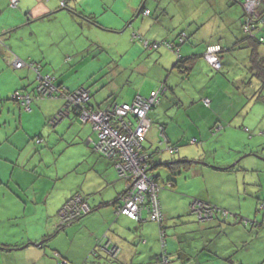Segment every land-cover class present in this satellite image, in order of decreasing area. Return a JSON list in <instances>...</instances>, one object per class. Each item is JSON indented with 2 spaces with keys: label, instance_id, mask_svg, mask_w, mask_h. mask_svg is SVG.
I'll return each mask as SVG.
<instances>
[{
  "label": "crops",
  "instance_id": "crops-1",
  "mask_svg": "<svg viewBox=\"0 0 264 264\" xmlns=\"http://www.w3.org/2000/svg\"><path fill=\"white\" fill-rule=\"evenodd\" d=\"M105 1L107 2V0ZM118 1L111 0L107 2V5L114 9ZM11 2L12 0H0V106L6 105L4 100L19 90L33 98L27 109L29 112L32 108L44 112L46 106L37 102L35 97L38 74L36 70L30 68L31 63L35 64L42 75H51L56 78L57 84L67 86L68 91L76 90L81 84L69 87L64 83V79H59L52 74L51 69L47 66L48 61L45 59L43 51L40 50V56H36L30 48L29 34L21 30L29 29L32 36L34 33L32 26H29L30 23L33 20L40 21L47 17L51 18L59 13L62 11L60 6L63 1L59 6L52 7V0H17L18 5L16 4V6L18 7L15 10L10 9ZM121 2L125 8L122 11H115L116 18L121 22H127L129 18H132L129 23L131 27L141 16V24H133L132 29L133 32H137L145 39L148 38L150 41L168 40L178 44L177 37L181 30H185L189 34V40L178 46L181 56H198L190 78L187 77L189 81L197 73L210 79L206 70L208 63L205 59L202 60L207 46L220 45L223 48L221 55L224 52L248 48L245 43L238 48L235 47L239 41L243 42L246 37L243 31L245 21L243 0H121ZM136 6H143L142 12H137ZM198 6L202 8L200 14ZM147 10L150 12L149 15L144 13ZM73 11L74 15L81 13L83 16L93 17L95 25H103L97 19V12L87 13L85 10L78 11L77 9H73ZM90 24L93 25V23ZM137 41L139 40H133V42ZM147 51L156 52L155 50ZM175 55L177 54L166 49L158 56L154 55L158 57L155 62L159 65V69L155 70L156 78L150 86L149 93L160 83L167 82L166 74H169L170 70H176L174 67L178 57ZM15 59L24 63L21 69L14 67ZM212 80L217 81L218 78L213 77ZM168 90L169 87H167L165 96ZM174 90L172 89L173 92ZM222 92L208 89L204 98L200 92L201 96L199 97H202V100L209 97L211 105L206 107L203 101L202 104L196 105V108L200 109L202 113L198 112L194 119L188 116L189 120L193 121L186 125L182 137L176 136V134L171 135L166 129H161L162 133L160 132V134L165 138L163 143L177 147L176 153L169 152L168 155L165 151H161L162 143L157 145L152 138L149 140L148 148L146 141L143 144V153L152 157L149 172L157 176L162 187L160 201L165 216L162 225L148 221L145 211L142 213L144 220L141 222L116 214L126 188V181L120 178L115 167V159L106 158L96 152L94 143L97 141V134L91 122L81 120L76 111L68 110L66 116L54 123L57 115L65 109L64 101L55 99L58 102L53 111H45L46 115H43L45 118H51L50 124L53 125V129L56 128L55 131L61 140L66 141L63 147L66 149L73 146L78 147V158L74 160L70 168L54 173V176L51 172L42 173L52 183L51 186H49L50 182L46 183L47 188L44 191L43 201L46 204L52 201L54 207L49 213L50 216L48 215V218L51 219L48 221L47 230L40 235H34L28 223L21 222L22 220L18 221V219L27 217L28 208L31 209L30 214L32 215L33 207L29 200L26 201L22 191L16 187V184L21 187L20 181L16 179H13V183L11 181V173L14 168H9L7 172L3 173L1 170L3 167H0V186L6 188V194L9 192L19 200L21 208L23 203L25 204L22 215L16 212L9 214L8 221L12 231L6 236H0V264H59L62 260L70 264H165L164 256L167 258L168 264H264V248H255V240L252 239L257 236V228L252 227L250 221L264 218V210L261 214L258 211L260 201L264 200L263 196H260L261 199L254 198L252 193L245 195L246 191H244L245 198H242L238 186L236 197L240 203V210L236 211L235 207L234 209L227 208L232 212L229 213L227 209H223V203L207 191L200 189L198 193H193L183 190L184 186L190 187L191 185L190 180L183 173L193 171V176L190 178L197 176L216 179L221 175L226 177L227 174L236 172L237 163L232 166V162H236L238 155L232 157V154H227V156L218 159L217 155L213 153L207 154L206 150L211 152L210 146L207 144L202 145L201 148L198 147V149L183 148L186 144H199L201 139L209 140L210 134L211 136L216 134L214 130L209 133L214 127L222 126L225 120L230 121L234 118L232 113L224 112V109L232 105L236 106L237 96L230 89H225ZM149 93L147 91L144 96H148ZM173 94L176 95V93ZM176 97L181 99L178 95ZM134 99L126 103H131ZM182 100L184 102V99ZM194 100L195 97L190 98L188 102L194 103ZM222 101L223 106H221ZM91 104L94 107L102 108L112 103L105 102L103 105L96 103L95 105L91 99ZM161 104H164L163 99H161ZM37 111L36 113H38ZM155 114L154 110L149 113L152 125L153 121L158 120L155 118ZM19 117L22 118V115ZM194 125H196V129ZM203 125L206 126V130H203ZM151 129L147 134V139L151 134ZM193 140H196V143H192ZM44 141L45 138L41 134L38 143ZM29 142H31L30 135H27L23 142L22 139L14 136L5 139H2L1 136L0 164L21 161L20 148H25ZM38 150L40 151V149H36V151ZM176 154L178 155L175 156ZM185 159L197 161V163L188 169H180L175 174L162 165L166 162L172 163ZM27 162L25 161V164L22 165L25 169L29 166ZM81 167L84 169L81 170ZM159 167H163L165 181L161 178V174L155 173ZM64 178H66V182L62 185L64 189L57 191V182ZM169 183L173 184L171 189L168 186ZM31 191L35 190L32 188ZM76 194L88 199L91 212L60 229L59 225H55L56 222L51 216L58 215L59 219L61 207ZM223 195L230 200H235L232 194L229 196L223 193ZM247 198L249 202H245ZM195 200L210 204L221 211L216 213L214 219L202 221L199 218V209H193ZM166 201L170 202L169 205L168 203L165 205ZM38 202V198L34 197L33 203L36 205ZM187 202L189 205L183 207L184 204L187 205ZM243 208H246V211H243ZM231 214H233V218H230ZM240 216L248 220L247 223H250V227L245 226L244 219ZM0 220H2L1 215ZM262 222L264 224V219ZM18 227H21L25 232L18 231ZM242 227L245 232H240ZM162 229L165 230L163 238L161 237ZM21 232L23 234H20ZM56 236L63 239L60 241L65 240V242H51V238ZM38 244L41 246H36ZM113 248L118 250L116 255L112 252ZM56 253L59 255L58 258L55 257Z\"/></svg>",
  "mask_w": 264,
  "mask_h": 264
},
{
  "label": "rangeland",
  "instance_id": "rangeland-1",
  "mask_svg": "<svg viewBox=\"0 0 264 264\" xmlns=\"http://www.w3.org/2000/svg\"><path fill=\"white\" fill-rule=\"evenodd\" d=\"M62 1L70 7L69 10L73 8L78 11L85 10L87 13L97 12L98 21L107 27L91 25L79 13L74 15V11L70 12L66 9L51 18L47 17L40 21L33 20L29 25L32 26L34 33L32 36L29 29H22L21 31L29 34L30 48L34 54L39 57L40 50L43 51L44 57L48 61L47 66L51 69L52 74L59 79H64V83L69 87H76L81 84L77 90L84 87L88 88L92 94V103L95 105L96 103L103 105L105 102L126 103L134 99L136 95L144 96L147 91L149 93L150 86L156 78L155 70L159 69V65L155 62L158 57L154 55L158 56L164 49L150 52L144 48L140 41L133 42L132 34L135 32H133L132 25H140L141 16L130 27L129 23L132 18H129L127 22H121L115 16V11H122L125 8L121 0L117 2L114 9L107 5V2L111 0H107V2L105 0H52L51 5L52 7L59 6ZM14 3L17 4V0H12L11 10L18 7H15ZM140 7H137V12ZM198 12L199 14L202 12V8L199 6ZM259 52L264 56V43L260 45ZM251 54L250 47L224 52L222 54L223 60L221 59L224 63L221 71H218L221 67L215 69L209 62L210 66L206 65L210 79L197 73L189 81L177 70H170V73L166 74V86L169 87V90L166 96H162L164 104L154 110V114L156 113L154 116L158 120L153 121L151 134L146 139L147 148L149 147V140L152 138L157 145L162 143L161 151H165L169 155L168 145L163 143L165 138L160 134L161 128L166 129L171 135L176 134V136L182 137L186 125L193 121L189 120L188 116L194 119L198 112L202 113L200 109L196 108V105L202 104V97H205L208 89L218 92L225 89L233 90V94L237 96L236 106L232 105L225 108L224 112L232 113L234 118L230 121L225 120L222 124L223 129L213 136L210 134L209 140L201 139L202 142L200 141L199 144H186L183 148L198 149V147L201 148L202 145L207 144L211 150L210 153L206 150L207 154L211 155L213 153L217 155L218 159L227 156V154H232V157L238 155L236 162H232V166L237 163L236 172L229 173L226 177L221 175L216 179L197 176L190 178V176H193V171L183 173L191 183L190 187L184 186L183 190L198 193L200 189H203L215 199L221 201L224 206L223 209H234L235 207L236 211L240 210V203L236 197L238 186L242 198H245L244 191H246L245 195L252 193L251 195L254 198L261 199L260 196L264 197V100H258L262 85L261 81L250 70ZM175 56L177 57V55ZM151 73L155 76L150 75ZM213 77L218 78V80H212ZM223 77L226 79L223 80ZM159 86L155 89H158ZM64 87L67 88V86ZM172 89H175L174 92ZM200 92L202 97H199L201 96ZM13 93L4 100L6 105L0 106V123H2L0 124V137L2 136V139H5L14 136L20 140L22 139L23 142L26 140V136L30 135L31 142L25 148H20L21 161L0 164V167H3L1 169L3 173L7 172L9 168H14L11 173V181L12 183L13 179L20 181L21 187L17 184L16 187L22 191L27 199L26 201L29 200L32 204V215L30 214L31 209L28 208L27 219H18V221L22 220L21 222L28 223L32 233L40 235L47 230L48 221L51 219L48 218V215L50 216L49 213L52 212L54 207L52 201L47 204L43 201L44 191L47 188L46 183L50 182L49 186L52 183L42 173L51 172L54 176V173L70 168L74 160L78 158V147L73 146L67 149L63 147L66 141L61 140L55 131L56 128L53 129V125L50 124L51 118H45L44 116L46 115L45 111H53L58 100L38 99L37 102H41L42 105L46 106L44 112L39 109L37 111L35 108H32L29 112L27 108L20 107L17 102L11 99ZM173 93H176L181 99L179 100ZM261 93L264 95V88ZM193 97H195V102L189 103V99ZM182 99H184V102H182ZM223 104L222 101L221 106ZM15 113L16 115H14ZM20 115H22V118L19 117ZM194 128H197L196 125H194ZM205 128L206 126L203 130H206ZM213 130L215 128L209 133H212ZM41 134L45 141L38 143ZM194 135L196 136V134ZM36 149H40V151H36ZM25 161H28L27 165L29 166L27 169L22 166ZM210 161L212 162V160ZM81 168V170L84 169ZM155 173L161 174V178H164L163 167L157 168ZM163 181L165 180L163 179ZM65 182L66 178L57 182V191L64 189L62 185ZM32 188L36 192H32ZM6 192V188L0 186V215L2 219L0 220V236H6L12 231L8 221L9 214L16 212L22 215L25 205L23 203L21 208L19 200L13 194L9 192V194H6ZM223 193L229 196L230 194L234 195L235 200H230ZM34 197H37L39 201L36 205L33 203ZM245 202H249V199L247 198ZM167 203L169 205L170 202L166 201L165 205ZM262 203H264V200L259 204L260 214L263 213L260 208ZM188 205L189 202H187V205L184 204L183 207ZM243 211H246V208H243ZM204 212L206 216L204 215L201 218L202 221L207 220V217H209L207 211ZM228 212L232 213L231 210H228ZM51 217L55 220V225H59L58 215ZM230 218H233V214ZM163 223L164 220L158 225ZM243 227L240 232H245ZM19 230L23 229L18 227ZM233 231H236V229H233ZM257 231L258 229L256 233ZM161 232L165 237V230L162 229ZM20 234H23V232ZM255 238H257L254 243L255 248H264V230ZM60 240L63 239L57 236L51 238V242ZM61 242H65V240L59 243Z\"/></svg>",
  "mask_w": 264,
  "mask_h": 264
},
{
  "label": "built area",
  "instance_id": "built-area-1",
  "mask_svg": "<svg viewBox=\"0 0 264 264\" xmlns=\"http://www.w3.org/2000/svg\"><path fill=\"white\" fill-rule=\"evenodd\" d=\"M13 5L16 6V3ZM259 5L260 0L245 1L246 19L244 29L250 38H255L257 33L264 30V17L260 19V23L256 22L259 17L257 13ZM149 14L150 12L147 10L145 15ZM258 26L262 27L261 30L258 29ZM133 38L138 39L136 35ZM140 42L144 48L149 50H156L160 47V44L156 41L150 42L141 39ZM166 47L171 48L167 45ZM221 51V46L213 45L207 49L204 55L205 59L215 69H220L221 67L218 56ZM23 66L24 63L22 61H14L15 68L20 69ZM37 80L38 85L35 89L37 99H56L61 96L65 102V109L57 115L54 123L66 116L69 108L78 110L82 119L84 121H91L98 133V140L94 143L96 151H99L108 158L115 159L117 172L120 178L126 181L125 192L121 197V204L117 208L116 214L141 222L144 220L142 213L145 211L147 213V220L161 223L164 220L159 197L161 185L157 182L154 175L149 172V157L142 150L143 143L151 129L149 112L158 105L161 98L160 95L165 90L153 91L148 98L137 96L130 104H112L105 110L93 111L89 105L91 100L89 90L81 88L73 93L66 92L63 88L56 86L54 77L42 75L40 72L38 73ZM11 99L27 109L33 101L31 95L21 91H16ZM204 103L206 106H209L211 100L205 98ZM128 117H131L130 122L126 121ZM118 123L121 128H119ZM167 149L171 153L176 151L172 146H168ZM198 209L200 219L204 215L206 216L205 210L207 211V216H212V210L207 205L201 203ZM90 211V206L85 197L74 195L59 211V227L77 221ZM161 234L163 238L164 235L162 232ZM117 251L116 248L112 250L114 255L117 254ZM55 257H59L58 253L55 254ZM164 263H169L165 256ZM59 264L70 263L62 260Z\"/></svg>",
  "mask_w": 264,
  "mask_h": 264
},
{
  "label": "trees",
  "instance_id": "trees-1",
  "mask_svg": "<svg viewBox=\"0 0 264 264\" xmlns=\"http://www.w3.org/2000/svg\"><path fill=\"white\" fill-rule=\"evenodd\" d=\"M233 1H235V0H233ZM69 10V8H68V6H67V4H66V2H62L61 3V6H60V10ZM258 14H259V17L257 18V23H260V19L262 18V17H264V0H261V4L259 5V7H258ZM70 12L71 11H73V10H69ZM146 12V11H145ZM144 12V13H145ZM80 15H82L81 13H79ZM246 15V14H245ZM83 16V15H82ZM83 17H85V19H87L88 21H89V23H93V24H95V20L93 21V17L91 18V17H87V16H83ZM92 19V20H91ZM189 25V24H188ZM243 31H244V34L246 35V37H245V39H243V42L241 41H239L236 45H235V47L236 48H238L241 44H246V46L247 47H250L251 48V57H250V70H251V72H252V74H254V76H256L258 79H259V81H261V85H262V88L260 89V91H259V94H258V100H261V101H263L264 100V95L261 93V90L264 88V56L259 52V49H260V45L261 44H263L264 43V30H261L259 33H257V35H256V37L255 38H250L248 35H247V33L245 32V29H244V27H243ZM134 35H136L137 37H138V39L137 40H141V39H145V38H143L141 35H139L138 33H133L132 34V39L133 40H136V39H134L133 38V36ZM188 36H189V34L185 31V30H181L179 33H178V37H177V41L179 42L178 44H176L175 42H171V41H168V40H159V41H156V42H158L159 44H160V47L158 48V49H156L155 51H157V50H160V49H167V50H169V51H171V52H174V53H176L177 54V57H178V59H177V62H176V64H175V69L176 70H178V72H180V74L181 75H183L184 77H189L190 76V73L192 72V70H193V67H194V64L196 63V60H197V58H198V56H196V55H193V56H191V57H183V56H181L180 55V51H179V48H178V46L180 45V44H183V43H185L186 41H188L189 39H188ZM145 40H148V39H145ZM148 41H150V40H148ZM150 42H153V41H150ZM166 45L168 46V47H171V48H167L166 47ZM213 45H215V44H213ZM213 45H209V46H207V49L210 47V46H213ZM162 47H165V48H162ZM235 48V49H236ZM146 49V48H145ZM206 49V50H207ZM223 49V48H222ZM146 50H149V49H146ZM206 53V52H205ZM221 53L222 52H220V54H219V59H220V62H221V69L220 70H218V71H221L222 70V66H223V63H222V58H223V55H221ZM204 55L205 54H203V58L205 59V57H204ZM222 57V58H221ZM16 60V59H15ZM206 60V59H205ZM207 61V60H206ZM207 63H208V61H207ZM30 68L31 69H34V70H36L37 71V74L40 72L39 71V69L35 66V64L34 63H31V65H30ZM17 69V68H16ZM21 69V68H20ZM41 73V72H40ZM38 76V75H37ZM51 76V75H50ZM53 77V76H52ZM55 78V77H54ZM55 84H56V86H58L59 88H63L64 90H66V92H69V93H73V92H76L77 91V89L76 90H74V91H68L67 90V88H65L63 85H59V84H57V82H56V78H55ZM37 85H38V82H37ZM160 86H159V88L158 89H154L153 91H158V90H165L164 91V93L163 94H161L160 95V101H159V103H158V105H156L155 106V108L153 109V110H155L159 105H160V103H161V99H162V96H164L165 95V92H166V90H167V86H166V83L165 82H163V83H160L159 84ZM84 89H87V90H89L88 88H85L84 87ZM17 91H19V90H17ZM153 91H151L150 93H149V95L148 96H141V97H145V98H148L150 95H151V93L153 92ZM16 92V91H15ZM14 92V93H15ZM22 92V91H21ZM13 93V94H14ZM90 95H91V93H90ZM138 96H140V95H138ZM36 97V96H35ZM137 97V96H136ZM135 97V98H136ZM37 98V97H36ZM207 98H209V97H207ZM38 99H43V98H38ZM37 99V100H38ZM56 99H61V100H63L62 98H61V96L60 97H57ZM91 99H92V96H91ZM55 100V99H54ZM135 100V99H134ZM133 100V101H134ZM64 101V100H63ZM16 102V101H15ZM18 103V102H17ZM132 103V102H131ZM203 103H204V100H203ZM19 104V103H18ZM64 104H65V102H64ZM112 104H118V103H112ZM112 104H110V105H112ZM120 104H123V103H120ZM127 104H130V103H127ZM20 105V104H19ZM89 105H90V109L91 110H93V111H98V110H105V109H107V107L109 106H105V107H94L92 104H91V100H90V103H89ZM204 105H205V103H204ZM210 105H211V103H210ZM210 105L209 106H206V107H210ZM21 106V105H20ZM70 109H72V110H74V111H76L78 114H79V112H78V110H76V109H74V108H69L68 110H70ZM67 110V111H68ZM152 110V111H153ZM151 112V111H150ZM149 112V113H150ZM79 116H80V118H81V120H83L82 119V117H81V115L79 114ZM149 118H150V116H149ZM130 120H131V117H128L127 118V122H130ZM150 120H151V118H150ZM89 122H91V121H89ZM132 122V121H131ZM91 124H92V126H93V129H94V131L96 132V134H97V140H98V133H97V131L95 130V128H94V124L91 122ZM118 125H119V128H121L120 127V124L118 123ZM151 126H152V120H151ZM215 128V130L214 131H216V132H218V131H220L221 129H222V126H220V125H218V126H216V127H214ZM162 129V128H161ZM161 133H162V131H161ZM147 139V138H146ZM146 141V140H145ZM144 141V142H145ZM97 142V141H96ZM95 142V143H96ZM192 143H196V140H193L192 141ZM144 144V143H143ZM168 146H171V145H169V144H167ZM167 146V147H168ZM173 148H175L176 149V151L175 152H173V153H176L177 151H178V148L177 147H175V146H172ZM95 148V147H94ZM143 151V150H142ZM96 152H98V153H100L99 151H96ZM171 153V152H170ZM172 153V154H173ZM101 155H103L102 153H100ZM104 156V155H103ZM104 157H106V156H104ZM148 157H149V160H148V166H149V164H151V159H152V157L151 156H149L148 155ZM106 158H108V157H106ZM110 159V158H109ZM195 163H197V161H193V160H188V159H185V160H177V161H173L172 163L171 162H166L165 164H162V165H164L165 167H167L173 174H175V172H177V171H179L180 169H188L191 165H193V164H195ZM215 168V167H214ZM154 177H155V179L157 180V182H158V179H157V176H155L154 175ZM159 183V182H158ZM160 184V183H159ZM170 184V188L173 186V184L172 183H169ZM169 186V185H168ZM161 190H162V187H161ZM161 190H160V193H161ZM125 192V191H124ZM124 192H123V194H124ZM160 193H159V197H160ZM122 194V195H123ZM76 195H80V194H76ZM84 197V196H83ZM72 198V197H71ZM70 198V199H71ZM85 199L87 200V202H88V199L85 197ZM68 201V200H67ZM66 201V202H67ZM196 202H194V204H193V209L194 208H198L199 207V203H202L203 205H207L208 207H210L211 208V210H212V216H210V217H208L207 219H214V217H215V215H216V213H218V211H221L219 208H216V207H213L212 205H210V204H207V203H204V202H201L200 200H195ZM262 201V200H261ZM260 201V202H261ZM161 202V201H160ZM63 207V206H62ZM61 207V208H62ZM261 210H264V203H262L261 204ZM91 209V208H90ZM223 211V210H222ZM258 211H259V213H260V209L258 208ZM91 212V211H90ZM89 212V213H90ZM88 213V214H89ZM223 213L224 214H226V212H224L223 211ZM85 216V215H84ZM83 216V217H84ZM225 216H228V215H225ZM241 217V216H240ZM82 218V217H81ZM80 218V219H81ZM165 218V217H164ZM241 218H243V217H241ZM245 218V217H244ZM243 218V219H244ZM80 219H78V220H80ZM263 217H261L258 221L256 220H250L251 222H252V227H254V228H257L258 229V231H257V235H260V232L262 231V230H264V224H263ZM77 220V221H78ZM149 221V220H148ZM247 221L248 220H246V219H244L243 220V222H245L244 224H245V226H248V227H250V223L248 224L247 223ZM76 222V221H75ZM151 222H154V221H151ZM154 223H157V222H154ZM157 224H159V223H157ZM67 225H69V224H67ZM67 225H64V226H60L59 228L60 229H62V228H64V227H66ZM256 229V230H257ZM162 237V236H161ZM164 237V236H163ZM257 237V236H256ZM257 238H253L252 240H256Z\"/></svg>",
  "mask_w": 264,
  "mask_h": 264
},
{
  "label": "clouds",
  "instance_id": "clouds-1",
  "mask_svg": "<svg viewBox=\"0 0 264 264\" xmlns=\"http://www.w3.org/2000/svg\"><path fill=\"white\" fill-rule=\"evenodd\" d=\"M245 1H246V0H243L244 10H245ZM260 4H261V0H260ZM257 13H258V10H257ZM245 14H246V10H245ZM245 19H246V15H245ZM244 23H245V21H244ZM243 27H244V24H243ZM261 28H262L261 26H258V29H259V30H261ZM219 46H220V45H219ZM221 48H222V47H221ZM222 50H223V49H222ZM206 51H207V50H206ZM221 52H222V51H221ZM219 54H220V53H219ZM219 54H218V56H219Z\"/></svg>",
  "mask_w": 264,
  "mask_h": 264
},
{
  "label": "water",
  "instance_id": "water-1",
  "mask_svg": "<svg viewBox=\"0 0 264 264\" xmlns=\"http://www.w3.org/2000/svg\"><path fill=\"white\" fill-rule=\"evenodd\" d=\"M142 10H143V6L140 7V9H139V13L142 12ZM36 246L39 247V246H41V244H38V245H36Z\"/></svg>",
  "mask_w": 264,
  "mask_h": 264
}]
</instances>
